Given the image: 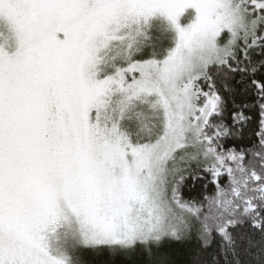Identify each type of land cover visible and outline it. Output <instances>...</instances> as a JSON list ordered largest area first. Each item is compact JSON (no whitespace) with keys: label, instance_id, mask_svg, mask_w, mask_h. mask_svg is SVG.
I'll return each instance as SVG.
<instances>
[{"label":"snow or ice","instance_id":"6c2138e0","mask_svg":"<svg viewBox=\"0 0 264 264\" xmlns=\"http://www.w3.org/2000/svg\"><path fill=\"white\" fill-rule=\"evenodd\" d=\"M0 264H264V0H0Z\"/></svg>","mask_w":264,"mask_h":264},{"label":"trees","instance_id":"16d2710c","mask_svg":"<svg viewBox=\"0 0 264 264\" xmlns=\"http://www.w3.org/2000/svg\"><path fill=\"white\" fill-rule=\"evenodd\" d=\"M173 251H175L177 253V259L178 260H183L184 259V257L180 255V252L182 251V246H180V245H173Z\"/></svg>","mask_w":264,"mask_h":264}]
</instances>
